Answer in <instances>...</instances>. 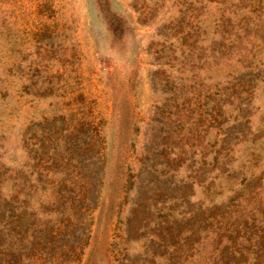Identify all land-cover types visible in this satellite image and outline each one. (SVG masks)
Here are the masks:
<instances>
[{
  "label": "trees",
  "instance_id": "16d2710c",
  "mask_svg": "<svg viewBox=\"0 0 264 264\" xmlns=\"http://www.w3.org/2000/svg\"><path fill=\"white\" fill-rule=\"evenodd\" d=\"M190 7V76L181 99L187 113L175 122L185 131L183 144H195L200 129H215V137L206 142L202 172L181 175L183 151L167 156L173 149L165 151L164 138L156 145L155 129L140 157L145 172L126 180L125 198L137 187L117 229L127 242L140 243L133 254L140 264H264V167L255 168L264 157V124L253 126L254 102L264 97V0H191ZM197 69L213 72L206 89ZM82 126L64 119L52 125L53 155L38 162L53 171H30L25 163L12 167L0 158V264L80 260L105 164L103 137L96 127L90 135ZM179 144L174 140L173 148ZM195 185L209 203L193 199ZM225 188L229 197L215 202Z\"/></svg>",
  "mask_w": 264,
  "mask_h": 264
},
{
  "label": "rangeland",
  "instance_id": "374dc122",
  "mask_svg": "<svg viewBox=\"0 0 264 264\" xmlns=\"http://www.w3.org/2000/svg\"><path fill=\"white\" fill-rule=\"evenodd\" d=\"M190 6L191 0H0V158L12 167L25 163L30 171L55 170L38 158L53 155L52 125L63 119L72 127L84 125L90 135L96 127L104 139V149L99 146L104 179L99 205L89 215L88 245L80 260L67 264H140L133 257L140 243L123 239L117 222L127 215L137 187L125 198L126 180L145 172L140 157L155 129L156 145L164 138L165 151L173 149L167 156L183 151L181 175L203 170L201 156L215 129L195 131L190 146L183 144L185 131L175 122L187 113L181 99L190 76L185 61ZM197 72L206 89L213 72ZM172 80L178 81L172 85L181 95L178 102ZM254 105L253 126H262L264 97ZM178 139L181 148L175 150ZM261 166L264 157L257 171ZM193 189L194 200L210 202L201 187ZM230 194L225 188L214 201Z\"/></svg>",
  "mask_w": 264,
  "mask_h": 264
}]
</instances>
